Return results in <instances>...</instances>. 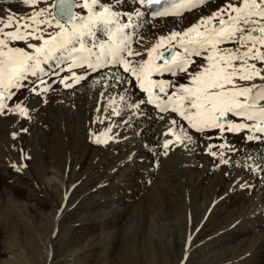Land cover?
Wrapping results in <instances>:
<instances>
[{
  "label": "bare ground",
  "instance_id": "6f19581e",
  "mask_svg": "<svg viewBox=\"0 0 264 264\" xmlns=\"http://www.w3.org/2000/svg\"><path fill=\"white\" fill-rule=\"evenodd\" d=\"M53 2L37 0L35 7H30L22 0H0V17L9 14L27 17ZM101 3L118 11L122 22L127 23V16H132L136 27L126 31L134 33L133 40H139L146 49L159 36L183 31L201 16L211 14L225 0H209L183 16L156 20L149 17L151 9L140 5L138 0H101ZM137 9L144 14L142 17L135 15ZM75 11L86 14L80 8ZM40 27L45 37L55 31L47 25ZM97 37L107 39L100 31ZM15 44L26 48L23 41ZM137 45L134 42L133 48L143 51ZM195 60L197 65L201 63ZM55 63L43 65L47 75L29 76L27 86L13 90L12 100L6 101L9 108L21 103L29 110L28 117L11 112L0 115V178L14 184L19 176L16 169L22 168L23 174L32 178L37 191L48 200L42 184L47 173L59 174L71 186L65 192V205L57 210L52 251L62 234L71 242L75 232L102 228L104 232L99 236L104 241L117 237L118 225H129L133 232H127L123 238H130V244L138 248V253L132 249V255L141 264H264V156L261 155L264 142L247 140L253 134L248 131H225L223 138L216 129L199 133L175 113H163L156 105L140 103L147 101V94L122 69L119 71L127 84H117L111 78L109 74L116 68L97 72L80 68L73 72L86 79L66 88L60 79L71 77L72 73L67 71V63L53 67ZM56 71L60 74L54 75ZM164 76L153 79L180 83L181 74L176 78ZM40 78L50 87L49 92L37 95L31 89L39 85ZM68 82L72 83L70 79ZM43 87L40 85L37 91ZM121 96L125 98L123 101ZM113 99L115 104H111ZM113 108H118L120 114H114ZM41 116L45 117L43 121ZM173 118L192 136L191 142L178 143L175 136L168 134L173 127L179 131L178 126L171 124ZM229 119L239 122L231 116ZM102 126L104 131L100 130ZM91 130L95 136L103 134L100 139L107 142L96 143L97 137L91 136ZM168 140L173 143L165 149ZM220 144L225 147L221 149ZM209 149L216 155H211ZM221 152L227 164L221 163ZM93 187L99 188V192L75 201ZM73 201L72 207L78 213L71 210ZM73 215L76 223L64 227L67 218ZM114 242L109 241V247L103 246V260L110 259ZM181 242L187 246L179 247ZM50 254L48 259L53 258Z\"/></svg>",
  "mask_w": 264,
  "mask_h": 264
},
{
  "label": "snow or ice",
  "instance_id": "6c2138e0",
  "mask_svg": "<svg viewBox=\"0 0 264 264\" xmlns=\"http://www.w3.org/2000/svg\"><path fill=\"white\" fill-rule=\"evenodd\" d=\"M22 2L35 7L37 0ZM208 2L138 0L140 5L151 9L153 18L179 17ZM77 8L86 10V14L76 12ZM135 15L142 17L144 14L137 9ZM127 19V23L122 22L121 14L101 0H55L49 7L27 17L13 14L0 17V115L11 112L28 117L29 110L21 103L9 108L6 101L12 100L13 90L27 86L29 76L47 75L43 65L50 62H56L53 67L68 64L71 77L60 79L66 88L86 79L73 72L75 68L91 69L92 72L116 68L117 71L109 75L117 84L128 83L119 71L122 69L123 73L134 77L139 89L147 94V101L140 103L154 104L163 113H175L191 129L197 132L218 129L220 138L225 131H248L253 134L248 135L247 140L264 142V0H225L211 14L201 16L183 31L159 36L143 51L133 48V43H139V40L134 41V33L126 29L136 25L131 15ZM41 25L55 31L45 37ZM98 31L107 39L100 40ZM31 40L40 43H31ZM19 41H23L26 48L14 46ZM226 44L233 46L221 47ZM144 56L146 59H135ZM195 57L201 58L202 63L197 65ZM60 70L64 69L60 67ZM165 73L171 76L182 73L188 82L153 79ZM53 74L59 75V71ZM257 80L261 83H241ZM40 85H44L40 92L49 91L50 86L43 78L31 91L39 95L37 88ZM124 99V96L120 97L121 101ZM115 103L113 99L111 104ZM139 106V103L135 104V107ZM113 112L120 114L118 108H113ZM230 116L239 122L229 119ZM171 124L178 126V121L173 118ZM178 127L179 131L173 127L168 134L175 136L178 143L191 142L192 136L182 126ZM15 136L14 133L13 139ZM96 142L107 141L97 137ZM171 143V140L165 141L164 148ZM219 147L222 149L225 145ZM220 157L221 163H228L222 152Z\"/></svg>",
  "mask_w": 264,
  "mask_h": 264
},
{
  "label": "rangeland",
  "instance_id": "374dc122",
  "mask_svg": "<svg viewBox=\"0 0 264 264\" xmlns=\"http://www.w3.org/2000/svg\"><path fill=\"white\" fill-rule=\"evenodd\" d=\"M173 18L177 17L174 16ZM137 46L145 49V46H142L140 42ZM230 46L232 45H224V47ZM140 58L142 59V57L135 59L139 60ZM194 59L202 63L201 58L195 57ZM165 75L164 77H169V74L166 73ZM173 77L176 78L177 76ZM181 81L183 83L188 82L187 77L182 73ZM46 96L45 99L48 100L49 94ZM41 117L43 121L45 117ZM102 128L100 130L104 131L103 126ZM210 131L213 132L214 129ZM88 134L90 133L88 132ZM95 135L96 133L92 131L91 136L94 137ZM100 136L95 137L102 138L104 135L101 134ZM214 136L216 137V133ZM21 169L17 170L18 178L14 179L15 181L12 180L14 184H11V181L5 182L0 178V264H141L132 255V249L138 253V248H134L130 244V238H123L127 232H133L129 225L116 226L118 229L120 228L119 232H116L117 237L114 236V238L104 241H101L99 236L100 233L104 232L102 228L90 229L87 232H75L71 242H67V235L62 234L56 239L55 251H52L51 241L56 236L57 229V210L65 205V192L71 186L59 174L47 173L42 177V184L48 193V200L37 191L32 178L29 179ZM17 187H22V189ZM96 192H99V188L93 187L78 196L75 201L77 202L79 198L93 195ZM75 201L71 203V210L78 213L79 211L72 207ZM76 220V215L69 216L64 227L75 224ZM125 226L126 231H124ZM112 240L115 242L112 245L111 257L108 261L103 260L104 247H109L111 245L109 241ZM181 245L183 248L187 246L184 242L178 243L179 247ZM49 252L53 254V258H49L52 261L48 259Z\"/></svg>",
  "mask_w": 264,
  "mask_h": 264
},
{
  "label": "water",
  "instance_id": "95a60500",
  "mask_svg": "<svg viewBox=\"0 0 264 264\" xmlns=\"http://www.w3.org/2000/svg\"><path fill=\"white\" fill-rule=\"evenodd\" d=\"M55 3V2H54Z\"/></svg>",
  "mask_w": 264,
  "mask_h": 264
}]
</instances>
